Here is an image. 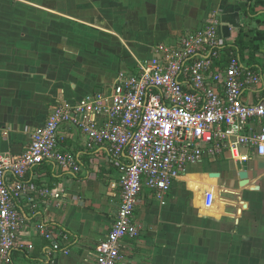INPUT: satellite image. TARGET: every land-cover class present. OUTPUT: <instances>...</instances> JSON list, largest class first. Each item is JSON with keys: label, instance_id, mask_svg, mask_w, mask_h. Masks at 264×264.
Here are the masks:
<instances>
[{"label": "crops", "instance_id": "0c3cea01", "mask_svg": "<svg viewBox=\"0 0 264 264\" xmlns=\"http://www.w3.org/2000/svg\"><path fill=\"white\" fill-rule=\"evenodd\" d=\"M255 1L249 4L254 7ZM246 0H0V152L20 153L33 130L60 101L74 103L111 86L122 70H135L160 43L175 44L217 13L225 45L241 30H264V7ZM245 67L261 75L242 99L264 98V50ZM60 149L76 153L78 172L45 162L27 181L35 207L21 203L26 225L20 239L33 246L12 253V264H51V242L37 229L43 220L67 230L70 248L55 264H95L96 247L115 221L121 200L120 161L105 145L88 149L86 137L63 125ZM232 159L227 150L191 163L159 199L144 187L136 207L137 238H125L117 264H264V156L254 148ZM127 155L122 160L127 162ZM250 159V161H248ZM247 160V161H244ZM248 168L241 185L239 171ZM40 185L62 187L59 198L38 195ZM214 199L207 206L206 193Z\"/></svg>", "mask_w": 264, "mask_h": 264}, {"label": "built area", "instance_id": "2783aa9c", "mask_svg": "<svg viewBox=\"0 0 264 264\" xmlns=\"http://www.w3.org/2000/svg\"><path fill=\"white\" fill-rule=\"evenodd\" d=\"M217 13L204 26L183 34L175 44L160 42L151 58L135 70H122L107 88L86 94L74 103L55 104L43 125L20 153L0 152V264H12V253L33 246L20 239L26 225L21 203L35 205L36 187L28 173L45 162L78 172L75 152L60 149L63 125L78 129L88 149L105 145L120 163L121 200L106 237L96 247L95 264H117L125 238H137L136 207L144 187L163 199L191 163L227 150L242 160L254 148L264 156V98L242 99L246 87L261 75L245 67L236 49L224 58L225 45ZM127 155V162L122 156ZM40 196L59 198L62 187L40 185ZM214 193H206L211 206ZM37 229L51 244L45 254L51 264L70 248L67 230L43 220Z\"/></svg>", "mask_w": 264, "mask_h": 264}, {"label": "trees", "instance_id": "16d2710c", "mask_svg": "<svg viewBox=\"0 0 264 264\" xmlns=\"http://www.w3.org/2000/svg\"><path fill=\"white\" fill-rule=\"evenodd\" d=\"M253 0H246V5H250L249 3ZM254 7L250 5V11L254 13V9L257 6L264 7V0H254ZM250 34L249 30H241L239 33L235 45L239 49V51L243 54L246 49L250 50V58L252 60L256 59V53L258 51L264 50V30H256L255 35L251 36L250 38L248 35ZM235 45H228V48H225L224 58L227 59L231 54V51L235 49Z\"/></svg>", "mask_w": 264, "mask_h": 264}, {"label": "water", "instance_id": "95a60500", "mask_svg": "<svg viewBox=\"0 0 264 264\" xmlns=\"http://www.w3.org/2000/svg\"><path fill=\"white\" fill-rule=\"evenodd\" d=\"M244 161H247V160H244ZM248 161H250V159ZM238 175H239V178L241 179V185L247 184V182H248V176H249V170H248V168H242L239 171V174Z\"/></svg>", "mask_w": 264, "mask_h": 264}, {"label": "rangeland", "instance_id": "374dc122", "mask_svg": "<svg viewBox=\"0 0 264 264\" xmlns=\"http://www.w3.org/2000/svg\"><path fill=\"white\" fill-rule=\"evenodd\" d=\"M247 30H249V29H247ZM253 35H254V33L251 31V33L248 35V37L250 38Z\"/></svg>", "mask_w": 264, "mask_h": 264}]
</instances>
